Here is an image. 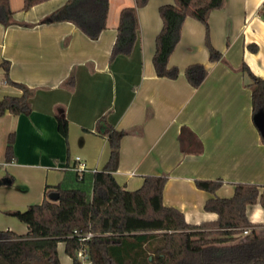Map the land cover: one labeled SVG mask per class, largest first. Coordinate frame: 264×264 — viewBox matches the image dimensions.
I'll return each instance as SVG.
<instances>
[{"label":"crops","instance_id":"crops-1","mask_svg":"<svg viewBox=\"0 0 264 264\" xmlns=\"http://www.w3.org/2000/svg\"><path fill=\"white\" fill-rule=\"evenodd\" d=\"M66 1L44 0L24 9V0H10L13 20L0 22V79H6L1 63L7 60L10 79L33 91L30 114L0 116V230L27 233V225L5 211L42 202L46 185L60 183L73 171L76 156L90 170L104 167L110 144L96 130L102 116L129 131L121 140L116 180L135 190L146 175H165L163 202L180 209L188 223L218 218L205 209L209 197H231L237 183L264 185V138L258 125L264 115L254 116L251 79L241 70L246 62L264 78V0H225L210 13L211 41L223 53L215 62L209 59L205 25L187 17L169 61L180 69L177 78L158 76L153 64L162 28L159 6L173 0H149L139 8L140 39L131 54L112 63L119 12L135 0H109L107 27L97 38L71 21L47 18ZM250 44L258 49L250 50ZM196 62L209 71L197 88L185 76L186 67ZM72 74L74 84L68 85ZM22 93L10 82L0 83V100ZM59 117L68 120L67 137L59 131ZM183 127L198 136L202 151H182ZM11 133L14 157L7 162ZM8 175L13 184H7ZM197 179H222V184L211 193L197 187ZM247 215L264 234V206L248 205ZM62 249L60 242L64 264Z\"/></svg>","mask_w":264,"mask_h":264},{"label":"trees","instance_id":"trees-1","mask_svg":"<svg viewBox=\"0 0 264 264\" xmlns=\"http://www.w3.org/2000/svg\"><path fill=\"white\" fill-rule=\"evenodd\" d=\"M44 0H24L27 9ZM149 0H135L119 12L117 35L110 62L119 55H129L140 39L139 8ZM225 0H173L159 6L162 28L156 36L153 64L161 77L177 78L180 69L170 65V57L181 39L182 26L187 17L200 20L206 27V46L209 59H223L210 35V13L224 5ZM264 15V4L262 8ZM109 0H67L52 12L49 20H67L78 26L86 35L97 38L107 27ZM10 0H0V22L13 20ZM252 51L258 45L250 44ZM6 81L21 88V95H5L0 100V116L6 113L30 114L33 91L25 84L15 82L8 75L9 61L1 63ZM241 70L251 79L252 109L254 116L264 115V78L255 74L244 62ZM208 68L200 62L191 63L185 76L194 87H200L208 75ZM69 76L66 83L73 85ZM58 128L68 135V120L58 118ZM96 130L107 136L110 156L100 170L85 172L81 178L75 171H67L56 185H46L40 203L28 205L25 210H8L7 214L24 222L28 231L17 234L0 230V264H62L58 245L72 258V264H81L77 251L81 242L74 234L92 231L88 241L89 257L93 264H264V234L259 233L249 220L247 207L260 202L264 206V185L237 183L231 197L211 196L205 209L216 212L215 221L188 223L184 213L163 202L165 175H146L142 186L127 190L114 176L120 161V146L129 131L116 129L105 116L99 118ZM183 152H200L203 144L189 128L183 127L180 135ZM264 140V139H263ZM15 135L11 133L6 145V161L14 157ZM7 184L14 183L8 175ZM222 179H197V187L214 193ZM58 193V198H50ZM250 228L249 234L243 230Z\"/></svg>","mask_w":264,"mask_h":264},{"label":"built area","instance_id":"built-area-1","mask_svg":"<svg viewBox=\"0 0 264 264\" xmlns=\"http://www.w3.org/2000/svg\"><path fill=\"white\" fill-rule=\"evenodd\" d=\"M7 82L6 79H0V83ZM77 164L71 167V169L79 174V178L82 177V175L85 172L93 171L88 169L86 163L80 156H76ZM251 229L245 228L243 230V234L247 235L249 234ZM75 235L78 237V240L81 242V246L77 251V258L81 261V264H93L90 257H89V251H88V241L95 235L92 231H86V232H79L77 230L74 231Z\"/></svg>","mask_w":264,"mask_h":264},{"label":"water","instance_id":"water-1","mask_svg":"<svg viewBox=\"0 0 264 264\" xmlns=\"http://www.w3.org/2000/svg\"><path fill=\"white\" fill-rule=\"evenodd\" d=\"M258 125H259V128H260L262 137L264 138V117L261 118V119L259 118ZM50 198L53 199V200H56L58 198V193H51L50 194Z\"/></svg>","mask_w":264,"mask_h":264},{"label":"rangeland","instance_id":"rangeland-1","mask_svg":"<svg viewBox=\"0 0 264 264\" xmlns=\"http://www.w3.org/2000/svg\"><path fill=\"white\" fill-rule=\"evenodd\" d=\"M30 205V204H29ZM28 207V206H27ZM62 244H60V246H61ZM62 247V246H61ZM60 253H61V258L63 259V263L64 264H70V261H68V259L67 258H65V253H64V250L62 249L61 251H60Z\"/></svg>","mask_w":264,"mask_h":264}]
</instances>
